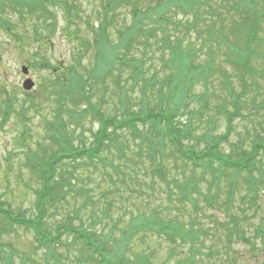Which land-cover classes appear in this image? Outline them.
<instances>
[{
    "label": "rangeland",
    "instance_id": "rangeland-1",
    "mask_svg": "<svg viewBox=\"0 0 264 264\" xmlns=\"http://www.w3.org/2000/svg\"><path fill=\"white\" fill-rule=\"evenodd\" d=\"M34 1L26 0L23 3L28 8L21 12L23 20L18 12L10 10L9 5L5 6L1 15L8 22L6 28L0 30V208L7 210L13 216L26 218L37 216L34 207L35 195L39 189L36 172L43 153H45L44 149L48 150L49 147V150L55 151L50 144L52 142L49 141L51 131L47 129L55 122L56 115L61 114L60 118L65 123L66 131L74 134L75 139L73 138L72 144L77 148L83 144L90 145L92 134L98 127L95 121L86 116L85 105L80 96H76L73 100L66 99L61 103V107H58L54 96L48 94L49 87L53 86L52 82H54L51 80L56 78L52 69L65 66L64 73L68 78L67 67L70 65L76 67L75 71H78V74L81 73L86 93L92 96L93 103H100L102 112L108 117L119 118L121 114L132 115L137 112L138 107L133 106V100L138 101L140 95V86L131 80L133 67H127L125 64H118L121 67L120 70L123 69L122 73H119L115 67L117 72L111 74L113 79L117 77L120 80L119 86L122 88H118V91L115 90L109 78L103 85H97L94 88L91 82L92 77L101 76L100 64L96 61L98 56L96 52L99 47L102 48L101 56L105 58L107 66L114 58L115 52L119 57L124 51L131 49L130 55L139 57L135 55V51H139L135 49L137 47L131 43V48L130 46L125 48L128 41L126 37L122 38L123 33L131 26L132 16L129 4L113 7L106 19L109 26L105 27V37L108 45L115 46L116 51H113L110 48H103L104 45L101 44V46L100 43L94 46L89 32L90 28L98 27L102 22V4L104 6L110 2L109 0H68L72 20L68 30L63 27L64 21L59 9H51L57 20H55L56 28L49 42L47 37L51 31L48 28L50 23L47 21L48 27H44L40 18L37 19L38 11L34 9ZM145 1L147 0H140L138 7L142 8ZM148 1L154 3L155 0ZM131 3L133 4L134 0ZM19 6L16 5L18 8ZM32 9H34L33 12L30 11ZM31 14L34 15L27 16ZM167 19L174 23L181 22L184 25L191 20V17H184L177 10ZM9 27L16 36L13 40L8 38L6 29ZM168 28L163 34H169L170 37L175 35V38L180 39L183 37V47L186 44H192L194 49L200 47L202 40L197 38L195 31L186 32L185 29L180 30L179 28L173 30L172 26ZM198 28L203 29L202 26ZM35 29L40 33V38H37ZM161 33L157 32L156 38H159ZM16 34L20 38L18 47L16 46ZM71 36L81 38V43H76L74 37ZM257 39H264V25L258 32ZM153 41V39H148L151 44L148 45L147 42L145 46L147 48L146 58H148L145 67H150L148 77H150L149 74H154L153 83L157 84L163 80L167 81L170 70L163 65V61L168 57L167 51L161 50L160 46H154ZM174 41L171 39L172 43ZM76 45L78 46L75 47ZM261 49L264 50V45ZM221 51L216 66L222 67L229 79L232 91L238 93L240 91L236 78L238 71L231 63L224 62L223 53L226 49L223 47ZM206 58L204 52L200 53L196 58L197 63L204 64ZM44 64H48L52 69L44 68ZM251 64L253 71L264 74V58H257ZM29 65H32V68ZM23 66L28 69L27 76L21 72ZM55 75L58 76L59 73ZM221 78L223 77L215 72L207 81L208 97L205 99V108L198 100H194L189 105L188 110H200L202 113L199 119L193 120L194 123L198 125L200 122L199 124L204 126H200V130H194L192 137H198L207 130L205 125L208 120L215 134H223L225 130L222 106L229 103L230 92L223 86L224 80ZM25 79H30L34 83V88L29 92L21 88ZM247 79L249 86L242 101L240 116L234 119L233 133L228 143L221 148L224 155L234 152L235 146L246 152L251 149L253 141L264 139V76ZM71 81L74 80L71 79ZM126 81L128 84L125 87ZM201 84V82L196 83L190 89V93L194 95L202 93L204 88ZM188 85L190 86L189 82ZM131 86L134 87L133 91ZM126 100L129 102L131 100L129 107L125 106ZM226 109L232 111L229 106ZM67 112L77 113L80 118L70 119ZM123 138L122 142L129 147L124 152L125 157L121 158L117 151L112 150L111 154L101 155L100 159L93 163L83 162L85 165L78 163L79 166L70 169L73 173L70 176L73 179L71 187L76 191L69 192L65 203L48 212L45 229L49 233L53 234L56 225L68 224L70 219L72 227L92 231L98 240L104 242L101 249H106L111 254L106 251L102 254L107 264L109 260H106L108 259L106 253L112 259L115 255L123 256L121 260L123 262L126 259L132 261L135 257L147 256L150 264H188L187 261L191 258L192 252L193 262L190 259L189 264H230L231 261L225 259V255L236 259L233 264H261L264 261L263 256H249L246 253L247 248L241 243L232 241L227 245L228 225L225 224L229 220L228 216L233 214L238 217L250 216L256 208L258 211L256 216H252L249 221L250 225L257 224L262 215L261 211H264V196H261L263 190L258 189L260 197L257 204L260 209L258 206L249 207L248 202L240 201L241 196L246 193L242 180L239 181L240 189L234 196V205H231L228 211L220 209L217 205L208 208L201 198L197 199V206L192 207L188 201H181L179 191L171 183L176 176L181 178L180 171L173 172L172 170L174 162L170 159L167 162L164 161L169 169L167 175L169 183L163 182L159 177H152L151 171L147 170L149 160L145 156V150L141 151V156L136 155L139 151V148H136L138 140L133 139L129 133H124ZM193 142L195 141L189 140L187 144L193 145ZM203 146L204 144H201V147ZM54 147L57 149L56 146ZM49 150L48 153H50ZM103 159H107L111 166L104 165ZM130 159H134L138 167L134 172L128 170L129 167H133V163L128 162ZM258 159H261L260 164L264 169V157H258ZM112 164L119 166L120 173L112 169ZM108 174L113 183L108 179ZM257 175L258 173H254L255 178ZM196 176L199 174L197 173ZM224 184L223 182L222 190L219 192L220 199H223L225 195ZM66 187L68 190L69 187ZM204 188L205 185H202L203 191ZM62 191H66L65 188ZM86 200L89 201L88 206L80 209ZM153 212L157 213L156 219L161 222H169L171 225L181 223L185 226L193 224L199 230L198 243L192 245L189 241H182L176 237L170 241L166 236L158 237L152 229L142 230L127 243L124 242L125 240H119L121 232L129 233L131 225L142 224L144 219L149 222ZM140 214L144 219L133 220ZM241 226L246 228L244 224ZM0 228L3 230L0 238L2 245L0 246V264H6L9 258L13 264H55V261L59 264H77L80 257H85L81 243L73 242L72 237L64 236L57 246L46 250L37 248L33 234L23 228H8L2 221ZM108 234L112 235L115 241L110 240L111 237ZM257 244L260 243L257 242ZM86 263L93 264V261L88 259Z\"/></svg>",
    "mask_w": 264,
    "mask_h": 264
},
{
    "label": "trees",
    "instance_id": "trees-1",
    "mask_svg": "<svg viewBox=\"0 0 264 264\" xmlns=\"http://www.w3.org/2000/svg\"><path fill=\"white\" fill-rule=\"evenodd\" d=\"M25 1L4 0L1 2L0 0V30L6 28L8 22L1 15L7 5H9L10 10L18 12L19 17L23 20L24 18L21 17L23 13L21 12L28 9L23 5ZM109 1L104 6L102 4V22L99 23L98 27L93 26L89 29L91 42L94 46L100 43V45H104L103 48L116 51L115 46L108 45L106 41L105 27L109 26L106 19L113 7L129 4L132 16L131 26L123 33L122 38L126 37V41H128L125 48L129 46L131 48V43L137 47L135 49L139 51H135V55L139 57H132L130 55L131 49H127L119 57L115 52L114 58L107 66L105 58L101 56L103 54L102 48L99 47L100 49L98 48L96 52L98 54L96 61L97 64H100L101 76L92 77V88L103 85L105 80L109 78L115 90L118 91V88H122L119 86L120 80L117 77L113 79L111 74L117 72V69L119 73L123 72L119 65L125 64L127 67H133L131 80L140 86L138 101L133 100V106H137L138 111L132 115L121 114L119 118L108 117L102 112L100 103H93L92 96L86 93L81 73L78 74V71H75L76 67L71 65L67 67L68 78H66L65 66L53 70L51 66L44 64V68L52 69L54 77H56H52L54 80L51 81L54 82H52L53 86L49 87L48 94L54 96L58 107H61L64 100H73L76 96H80L85 105L86 116L95 121L98 127L92 134L90 145L85 146L83 144L79 148L74 147L72 144L74 134L66 131L65 123L60 118L61 114L58 113L55 122L47 129L51 131L49 141L53 143L50 144L55 151L49 150L48 147L47 149L50 151L48 153V150L44 149L45 153H43L36 172L39 189L35 195L34 207L37 216L17 217L0 208V222L2 221L8 228H23L25 231L31 232L37 243V248L51 250L52 247L61 242L64 236L72 237L73 242H80L85 257H80L77 264H87L88 259L92 260L93 264H107L102 254L105 251L109 253V251L101 249L104 242L98 240L92 231L72 227L70 219L68 224L56 225L53 234L49 233L45 229L47 214L51 209L55 210L58 205L65 203L69 197L67 196L69 192L76 191L71 187L73 179L70 176L73 173L70 169L79 166L78 163H93L100 159L99 156L111 154L112 150L117 151L121 158L125 157L124 152L129 147L122 142L124 133H129L133 139L138 140L136 148H139V151L136 152V155L141 156V151L145 150V156L149 160L147 170L151 171L152 177H159L163 182L169 183L167 179L169 169L164 161L167 162L170 159L174 162L172 170L173 172L180 171L181 178L176 176L173 181L171 180V183L179 191L181 201H188L192 207H196L197 199L201 198L208 208L217 205L220 209L223 208L228 211L229 207L234 205V196L240 189V180L244 182L246 188V193L240 198L241 202L246 201L250 204L249 207L258 206L260 209L257 204L260 197L258 189L263 190L261 196H264V169L260 164L261 159H258V157H264V139L253 141L251 149L246 152L238 146H235L234 152L228 155H224L221 151L222 146L228 143L233 133L234 119L240 116L242 101L249 86L247 78L264 76V74L253 71L251 64L257 58H264V50L261 49L264 45V39H257V34L264 25V0H221V2L219 0H155L154 3L147 0L142 8L138 7L140 0H134L133 4H130L133 0ZM34 2V9L38 11L37 19L40 18L44 27H48L47 21L50 23L48 28L51 31L47 37L48 42L55 31V20H57L51 9H59L64 21L63 27L69 29L72 20L68 0H35ZM17 4L20 5L19 8L16 7ZM34 9L30 11L33 12ZM177 10L184 17L190 16L191 20L184 25L181 22L174 23L168 20L167 18ZM34 14L27 16L31 17ZM27 16L26 18H28ZM30 19L32 20V18ZM168 26H172L173 30L179 28L180 30L185 29L186 32L195 31L197 38L202 40L200 47L194 49L192 44H186L183 47V37L180 39L175 38V35L170 37L169 34H163L166 29H169ZM199 26H202L203 29H199ZM6 30L8 33L3 31L9 35L10 40H13L16 37L15 34L10 27ZM34 32L37 38H40L41 35L37 29ZM157 32H162L159 38H156ZM202 32L207 35L204 36ZM71 37H74L76 43H81V38ZM141 38H145V40H141ZM148 39H153L154 46H160L161 50L165 49L168 53L167 60L163 61V65L170 70L167 81L163 80L154 84V74H149L150 77H148L150 67H145L148 60L146 58L147 48L145 47ZM171 39L175 41L172 43ZM19 42L20 38L17 35V47ZM149 44L151 43L148 42ZM223 47L226 49V52L223 53L224 62L231 63L233 68L238 71L236 74L240 86L238 93L232 91L229 79L222 67L216 66V61L221 55L219 53L222 52ZM202 52L207 58L201 65L197 63L196 58ZM77 58L79 57L77 56ZM29 66L32 68V65ZM215 72L223 77L221 78L224 80L223 86L230 92L229 103L222 106L225 130L223 134H215L214 128L208 120L205 125L207 130L198 137H192L194 130H200L199 127L204 126L199 124L200 122L198 125L194 123L193 120L199 119L202 113L200 110H188L189 105L194 100H198L202 103L203 108L206 107L205 99L208 97L206 84ZM56 73L59 75L56 76ZM70 78L74 81H71ZM99 78L101 80H98ZM181 80L183 82L180 83ZM198 82L202 83L204 91L196 95L191 94L190 89ZM127 84L128 81L125 82V87ZM133 88L131 86L132 91ZM90 90L89 92H91ZM130 104L131 100L130 102L126 100L125 106L129 107ZM258 105L262 106L263 104ZM228 106L232 108V111L226 109ZM67 113L70 119L80 118L77 113ZM189 140L195 141L193 145L187 144ZM201 144L204 146L201 147ZM103 160L104 165L111 166L107 159ZM128 162L133 163V167H129L128 170L134 172L138 168L135 160L130 159ZM34 167L36 168V165ZM112 169L120 173L118 165L113 166L112 164ZM197 173L199 176H196ZM254 173H258L257 178H255ZM108 177L113 183L109 174ZM223 182L225 183V195L223 199H220L219 192L222 190ZM202 185H205L204 191ZM66 186L69 187L68 190ZM62 187L66 191H62ZM88 204V200L84 201L80 209L86 208ZM256 212H258L257 208L254 210L255 214L250 216L238 217L234 214L228 216L229 220L225 223L228 225L226 243L229 245L232 241H236L247 248L246 253L249 256H263L264 258V211H261L262 215L257 224L250 225L249 221L252 216H256ZM103 216L105 217V213ZM156 216L157 213L153 212L149 222L144 219L142 214L133 218V220L139 218L144 219V221L142 224L131 225L129 233L122 231L119 240H125L124 242L127 243L142 230L152 229L158 237L166 236L170 241L176 237L182 241L187 240L192 245L198 243L199 230L193 224L188 226L181 223V225H171L169 222L157 220ZM243 224L246 228L241 226ZM2 231L0 228V238ZM108 235L111 237L110 240L115 241L112 235ZM257 242L260 244L258 245ZM0 246L2 247L1 244ZM107 253L108 264H150L147 256H138L132 261L126 259L123 262L121 261L123 256L115 255L112 259ZM191 255L190 259L193 262V252ZM225 256V259L231 261L230 264L236 261L233 257ZM190 259L187 261L188 264ZM6 264H13V262L9 258ZM55 264H59L58 261H55ZM261 264H264V261Z\"/></svg>",
    "mask_w": 264,
    "mask_h": 264
},
{
    "label": "water",
    "instance_id": "water-1",
    "mask_svg": "<svg viewBox=\"0 0 264 264\" xmlns=\"http://www.w3.org/2000/svg\"><path fill=\"white\" fill-rule=\"evenodd\" d=\"M21 72L23 75H27L28 69L26 67H22ZM33 87H34V83L30 79H27L22 83V89L26 92L31 91Z\"/></svg>",
    "mask_w": 264,
    "mask_h": 264
}]
</instances>
